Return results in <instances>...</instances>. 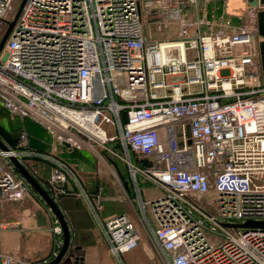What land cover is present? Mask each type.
Here are the masks:
<instances>
[{
    "label": "built area",
    "instance_id": "1",
    "mask_svg": "<svg viewBox=\"0 0 264 264\" xmlns=\"http://www.w3.org/2000/svg\"><path fill=\"white\" fill-rule=\"evenodd\" d=\"M208 2L0 0V19L12 21L0 105L67 147L94 144L118 157L160 264H264V226H240L264 222V83L244 49L262 5L232 21L224 0ZM172 26L175 36L154 39ZM10 156L46 159L0 149V202L30 189ZM72 174L52 167V199ZM140 179L155 196L142 197ZM102 232L114 255L140 240L126 213L106 218ZM0 264L23 263L0 250Z\"/></svg>",
    "mask_w": 264,
    "mask_h": 264
},
{
    "label": "crops",
    "instance_id": "2",
    "mask_svg": "<svg viewBox=\"0 0 264 264\" xmlns=\"http://www.w3.org/2000/svg\"><path fill=\"white\" fill-rule=\"evenodd\" d=\"M215 2L217 0H209L207 8L210 9ZM256 2L258 0H233L227 6L224 0V15L235 21V15ZM253 29L252 41L244 49L255 54L260 78L264 83V5L255 14ZM21 165L48 192L52 166L47 161L35 158H28ZM56 188H60L63 193H58L53 201L69 234L67 248L57 264H160L151 240L137 222L134 206L129 211L120 212L128 214L138 226V245L114 255L109 252L102 232V222L120 213L115 209L119 205L110 206L113 196H105L95 187H87L82 178L74 174L67 176L64 182L57 183ZM55 226L59 225L52 211L31 187L19 201L0 202V250L20 263L43 264L56 255L62 236L61 231H53Z\"/></svg>",
    "mask_w": 264,
    "mask_h": 264
},
{
    "label": "rangeland",
    "instance_id": "3",
    "mask_svg": "<svg viewBox=\"0 0 264 264\" xmlns=\"http://www.w3.org/2000/svg\"><path fill=\"white\" fill-rule=\"evenodd\" d=\"M250 1V0H248ZM227 6L233 0H225ZM143 14V20H146ZM232 20V19H231ZM6 19H0V38L6 27ZM172 32L154 33V39H162L165 37L175 36L176 29L172 26ZM144 33L148 32L147 26H142ZM3 46L0 50V58H3ZM1 106V105H0ZM120 118H123V116ZM32 129L34 134L28 135L26 128ZM35 136V137H32ZM0 141L9 149L18 152L33 151L46 159L34 157L42 161H47L50 166L56 163L63 164L68 171L75 176H80L87 187L96 188L103 195L113 196L114 200H110V206L120 211H129L132 207L136 210V192L133 182L127 175L126 169L122 161L107 151L105 148L93 144L92 148L85 145L77 147H67L58 142L56 136L47 132L39 126H36L29 118L18 117L4 112L0 108ZM115 145V144H114ZM113 150V146H109ZM40 149V150H37ZM22 160L28 158L21 157ZM33 158V157H30ZM116 162L117 168L111 163ZM120 173H118V172ZM141 189V195L146 198L149 193L155 196L156 189L144 183L141 179L137 180V185ZM123 209H121V206Z\"/></svg>",
    "mask_w": 264,
    "mask_h": 264
},
{
    "label": "water",
    "instance_id": "4",
    "mask_svg": "<svg viewBox=\"0 0 264 264\" xmlns=\"http://www.w3.org/2000/svg\"><path fill=\"white\" fill-rule=\"evenodd\" d=\"M258 3L260 5H264V0H258ZM12 25V21H10L3 32L1 38H0V50L3 46V43L7 37V34L10 30V27ZM0 149L6 150L7 148L0 142ZM9 160L11 161L12 165L15 167V169L18 171V173L24 178V180L29 184V186L44 200V202L47 204L49 209L52 211L53 215L56 218V221L58 222V225L60 227L61 231V245L59 247V250L57 251L56 255L47 263L43 264H57V262L60 260L61 256L64 254L67 245H68V230L65 224V221L63 220V217L58 210L56 204L54 203L53 199L48 195V193L29 175V173L25 170V168L21 165V163L14 157L10 156ZM240 226H250V227H263L264 222H245L241 224Z\"/></svg>",
    "mask_w": 264,
    "mask_h": 264
},
{
    "label": "trees",
    "instance_id": "5",
    "mask_svg": "<svg viewBox=\"0 0 264 264\" xmlns=\"http://www.w3.org/2000/svg\"><path fill=\"white\" fill-rule=\"evenodd\" d=\"M0 108L4 111V112H6V113H8L2 106H0ZM24 118H26V117H24ZM31 120V119H30ZM32 121V120H31ZM34 123V122H33ZM36 124V123H35ZM36 126H38L37 124H36ZM40 127V126H39ZM43 129V128H42ZM26 130H27V132H28V135H31V134H34L33 132V130L32 129H28V127L26 128ZM32 137H35V136H32ZM6 148H8L7 146H6ZM37 150H40V149H37ZM34 158V157H33ZM36 159V158H35ZM37 160V159H36ZM111 163L117 168V164H116V162H114V161H111ZM28 173H29V175L32 177V178H34V176L30 173V171H28V170H26ZM118 172V171H117ZM119 173V172H118ZM120 174V173H119ZM35 179V178H34ZM120 213H122V212H120ZM120 213H117V214H120Z\"/></svg>",
    "mask_w": 264,
    "mask_h": 264
}]
</instances>
